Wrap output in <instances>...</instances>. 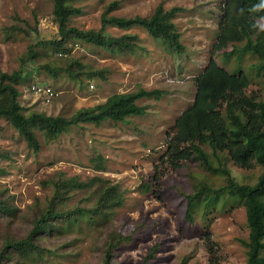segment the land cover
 <instances>
[{"label":"rangeland","instance_id":"1","mask_svg":"<svg viewBox=\"0 0 264 264\" xmlns=\"http://www.w3.org/2000/svg\"><path fill=\"white\" fill-rule=\"evenodd\" d=\"M114 1L118 7L110 14L123 17H149L158 6L163 10L179 8L170 20L180 34L182 51L171 50L142 26H105L112 36L136 35L134 49L113 53L70 39L63 43L65 51L59 55L60 50L53 46L35 43L57 35L52 0H0V72L16 71L30 46L38 51L26 66L28 74L17 85L25 114L36 111L69 117L81 108L104 102L113 93L140 87L163 92L157 99L137 100L146 113L125 121L81 123L57 136L33 127L36 148L0 119V197L15 209L14 216H0V252L6 242L29 233L53 194L52 180L75 176L86 181L98 176L117 185L121 196L118 204L77 215L73 222L53 218L35 239L42 259H20L8 252L9 258L1 256L0 263L105 264L107 241L120 237L109 264H141L145 258L146 264H180L182 259L185 264H246V247L240 240L247 239L248 227L241 203L221 205L219 201L206 208L202 203L193 210L192 220L185 217V196L198 180L217 186L223 178L207 174L196 159L183 160L172 168L161 157L167 147V132L193 101L194 78L210 59L232 72H245L250 80L247 93L261 95L258 59L250 53L226 58L215 51L223 0H72L69 4L77 11L70 25L98 30L102 12ZM258 23L264 29V17ZM46 65L55 66L58 74L52 75L43 67ZM37 83H49L56 92L50 102L32 91L31 86ZM204 148L211 154L209 147ZM211 160L216 164L213 157ZM227 165L241 183L255 182L262 170L257 165L242 169L231 160ZM95 185L66 192L58 207H94Z\"/></svg>","mask_w":264,"mask_h":264},{"label":"trees","instance_id":"2","mask_svg":"<svg viewBox=\"0 0 264 264\" xmlns=\"http://www.w3.org/2000/svg\"><path fill=\"white\" fill-rule=\"evenodd\" d=\"M69 1L72 0H52L57 35L35 43L43 47L53 46L60 50L59 55L65 51L61 48L63 43L70 39L100 46L113 53H124L134 49L136 35L112 36L105 32V26L121 29L142 26L153 38L164 42L171 50L179 53L183 49L180 34L170 20L171 15L179 8L163 10L158 6L149 17H123L110 14L111 10L118 7L114 1L102 12L101 27L98 30H84L70 25L71 16L77 9ZM221 12L215 51L221 52L226 58L233 53H236V57L244 53L254 55L259 62L257 73L261 76L264 91V29L258 23L264 17V0H223ZM33 29L34 32L37 31ZM36 52L38 53L30 46L16 71L0 72V119L4 118L10 123L34 148L38 141L33 127L57 136L61 131L81 123L98 125L108 119L125 121L130 116H143L146 113V107L139 105L137 100L149 97L157 99L163 93L158 89L148 90L141 87L136 91L113 93L104 102L81 108L69 117L45 115L36 111L25 114L18 101L17 85L28 74L26 66L34 60ZM43 67L52 75L58 74L55 66ZM69 69L70 65L67 71ZM249 83L248 75L242 70L232 72L210 59L209 64L194 78L193 101L181 111L173 127L167 132V147L161 161L176 168L181 161L193 158L207 174L221 176L223 181L217 186L203 179L198 180L192 192L185 196V217L192 220L193 210L202 203L204 208L214 207L219 201L221 205L230 201L241 203L245 208L248 227L247 239L240 240L246 247V264H264V92L261 91V95L248 94L246 90ZM205 146L209 147L211 154L206 152ZM211 157L216 160V164H213ZM230 160L242 169H252L257 165L262 170L255 182L241 183L228 168L227 162ZM51 183L53 194L48 205L32 222L29 233L20 239L6 242L0 257L9 258V253L11 255L14 252L20 259H42V249L35 239L39 232L49 227L53 218H66L68 222H73L75 216L112 207L121 198L117 185L98 176L86 181L75 176L60 178L52 180ZM94 183L97 199L94 207H74L66 210L58 207L66 192L73 189H91ZM0 199V216H14L13 205L2 197ZM120 239L119 237L118 240L107 241L105 264H109L112 250ZM208 248L211 249V245ZM147 260L145 258L141 264H146ZM180 264H185V260L182 259Z\"/></svg>","mask_w":264,"mask_h":264},{"label":"built area","instance_id":"3","mask_svg":"<svg viewBox=\"0 0 264 264\" xmlns=\"http://www.w3.org/2000/svg\"><path fill=\"white\" fill-rule=\"evenodd\" d=\"M32 91L38 96H41L43 101H51L52 98L55 96L56 92L52 89L49 84H34L31 86Z\"/></svg>","mask_w":264,"mask_h":264},{"label":"clouds","instance_id":"4","mask_svg":"<svg viewBox=\"0 0 264 264\" xmlns=\"http://www.w3.org/2000/svg\"><path fill=\"white\" fill-rule=\"evenodd\" d=\"M40 84H49V83H40ZM50 85V84H49ZM51 86V85H50Z\"/></svg>","mask_w":264,"mask_h":264}]
</instances>
